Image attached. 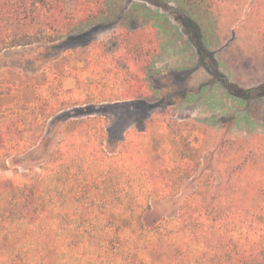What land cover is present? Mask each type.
<instances>
[{
  "label": "trees",
  "instance_id": "1",
  "mask_svg": "<svg viewBox=\"0 0 264 264\" xmlns=\"http://www.w3.org/2000/svg\"><path fill=\"white\" fill-rule=\"evenodd\" d=\"M106 6L105 0H0V54L54 43ZM160 49L155 26L134 25L115 52L94 45L85 66L53 72L31 101L1 105L0 167L9 169L12 157L36 146L60 111L146 97ZM63 77H74L76 86L64 89ZM237 93L264 97V83ZM107 124L101 115L70 119L36 189L33 175L0 187V264L264 263L263 133L222 140L214 170L200 176L174 216L148 227L152 200L179 195L201 169L209 133L163 110L110 152Z\"/></svg>",
  "mask_w": 264,
  "mask_h": 264
},
{
  "label": "rangeland",
  "instance_id": "2",
  "mask_svg": "<svg viewBox=\"0 0 264 264\" xmlns=\"http://www.w3.org/2000/svg\"><path fill=\"white\" fill-rule=\"evenodd\" d=\"M105 1L104 14L79 25L70 35L51 44L1 53L0 106L8 101H31L53 72L85 66L94 45L101 43L105 51L115 52L126 29L134 25H153L159 30L161 49L148 76L149 94L56 113L36 146L12 157L9 169L0 167V187L11 188L20 178L33 175L36 189L42 164L72 118L105 116L106 148L116 152L129 130H144L152 116L169 110L176 118L205 126L209 140L201 169L183 185L180 194L152 200L144 216L145 225L151 227L164 217L174 216L200 176L214 170L222 140L264 134V97L246 100L237 95L241 89L264 83V0ZM23 138L31 140L33 135L24 133ZM27 201L33 204V196Z\"/></svg>",
  "mask_w": 264,
  "mask_h": 264
},
{
  "label": "crops",
  "instance_id": "3",
  "mask_svg": "<svg viewBox=\"0 0 264 264\" xmlns=\"http://www.w3.org/2000/svg\"><path fill=\"white\" fill-rule=\"evenodd\" d=\"M62 86L64 89L74 88L76 86V79L74 77H63Z\"/></svg>",
  "mask_w": 264,
  "mask_h": 264
}]
</instances>
